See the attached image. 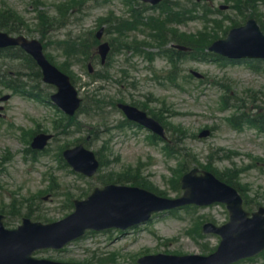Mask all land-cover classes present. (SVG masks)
Returning <instances> with one entry per match:
<instances>
[{"label":"rangeland","instance_id":"rangeland-1","mask_svg":"<svg viewBox=\"0 0 264 264\" xmlns=\"http://www.w3.org/2000/svg\"><path fill=\"white\" fill-rule=\"evenodd\" d=\"M61 1L63 0H0V6L13 8L23 16L30 28L24 30V34L29 37L40 38L41 31L47 32L45 38V41H48L47 50L57 62H62L65 58L61 44L59 47L57 40L73 39L80 35L82 40L89 42L101 27L100 22L108 17L111 11L118 17L129 16L123 0H87L76 5L75 12L66 23L63 18L66 11L58 9ZM193 1L171 0L168 6L171 8L172 16L169 20L173 21L165 18L162 12H159L160 9L151 12L159 16L154 22H161L166 32L176 31L181 39L187 38L190 33H198L206 24L209 27L213 26V22L201 17L185 20L189 14L178 3L187 7H198L199 5H194ZM221 3L226 2L214 0V8ZM262 9L264 11V6ZM200 11L201 16L202 10ZM225 14L237 21H244L235 10L229 9ZM214 15L224 16L218 12L212 14ZM47 16L48 19L57 17L53 19L52 25L45 20ZM174 18L180 19L181 22L174 21ZM223 23L228 24L225 21ZM105 24L109 30L105 33L104 39L111 43L113 49L108 61L102 65L97 56V42L94 58L95 70L104 77L93 82L82 60L72 58V61L67 62V68L75 74L77 86L79 88L83 86L81 95L87 100L86 111L78 114L75 132L55 138L49 151L39 158L32 159L23 152L32 135L22 127L47 128L54 132L53 120L58 113L50 104L40 105L20 95L14 96L8 102L6 124L2 125L0 121V156L8 154L6 172L0 176V182L4 184V188H0V207L3 206L8 211L13 209L7 206L12 197L17 196L22 203L17 202V207L14 208L21 207L23 212L42 211L52 218H59L68 211L67 207L62 206L67 198L66 192L74 193L78 191V186L90 189L91 186L102 184V179L108 178L106 175L111 174V169L121 170L129 165H140L139 176L142 182L155 185V189L165 191L168 196H176L177 188L172 187L168 178L171 176L173 179L176 178L179 172L175 171L182 162L189 164L187 167L212 165L219 171L235 164L233 166L239 169L238 176L243 181L246 196L264 204V133H259L257 129L248 125L241 130L234 128L227 120L232 110L220 109V99L225 93L228 94L230 101L238 102L240 105L250 106L261 102L259 99L263 96L264 74L253 71L244 64L220 65L214 61L189 56L183 60L181 71L173 73L176 78L170 79L172 65L165 55L156 54L162 50L159 45L161 41L158 40L161 38L159 36L154 38L149 32L150 28H143L140 34L134 33V38L124 36L128 40L148 42L150 46L147 48L154 47L148 50L140 44L139 47L145 49V52L139 53L136 48L126 47L120 43L123 37L120 32L115 31L114 24L108 22ZM146 30L148 32H145ZM199 39L202 45L206 42L205 36H200ZM17 65H19L17 62H10L9 68L15 69ZM192 68L204 73L206 81L202 82L195 77L187 78L185 74ZM92 91L96 96L90 97ZM119 98L127 102L132 100L145 102L167 115L165 119L168 120L170 133L174 139L180 140L181 145L175 144L173 147L179 149L180 153H176L175 156L167 155L164 151L165 141H153L144 129L129 125L119 126V121L123 117L115 108ZM207 126H213L212 134L200 138L199 133ZM181 129L185 134L180 133ZM83 135L90 136L88 142L93 149H102L104 152L102 158L106 162L99 177L91 180L92 182L59 168L56 158L59 145L65 142L62 140L72 141ZM172 137L171 144L174 145ZM229 154L232 159L224 158ZM251 161L257 167H246ZM50 167L53 169L48 172L47 169ZM55 172L57 180H60L61 189L66 192L58 194L46 192L42 195V191L49 188L50 177ZM24 196L26 197L22 198ZM25 199H29L30 202L23 203ZM206 217L217 223H224L228 220L229 214L222 204L162 212L132 233L122 235L120 231L114 229L108 232L89 233L84 239L72 243L65 251H47L40 255L70 261V258L80 260L93 254L108 255L112 251H117L119 264H137L136 258L147 253H208L211 247L218 244L219 238L212 235L203 237L198 233L192 236L186 231L192 224L197 225ZM12 220L11 226L19 223L18 220L15 221V217H12ZM106 264H112V261ZM238 264H264V256Z\"/></svg>","mask_w":264,"mask_h":264},{"label":"water","instance_id":"water-1","mask_svg":"<svg viewBox=\"0 0 264 264\" xmlns=\"http://www.w3.org/2000/svg\"><path fill=\"white\" fill-rule=\"evenodd\" d=\"M10 43L23 44L36 57L44 69L45 79L59 86V92L53 96L54 100L68 112L73 113L80 101L77 98V92L70 84L69 79L48 62L43 54L42 45L37 41L29 42L24 38L11 39L0 33V45ZM220 45L219 50L233 56L247 54L264 56V34L254 24L233 30L229 39L221 42ZM108 49V44H103L100 47L103 59H105ZM121 107L130 118L147 124L151 123V120L146 119L145 113L138 109L128 105H121ZM44 142L45 139L38 142V145L42 146ZM68 158L76 168L86 170L89 174L96 170L93 155L83 149L70 151ZM195 173L196 170H193L184 178V187L187 189L186 196L178 201L162 200L164 201L163 205H147L150 198H154V196L137 188L130 192L126 190H121V193L113 191L109 193L113 197L103 196L95 199V204L92 198L78 202L77 211L70 219L59 225V231L62 233L56 239L54 236H42L45 227L28 221L18 230L0 229V264H54L36 261L32 259L31 254L36 248L47 246L49 243L61 246L88 227L102 229L109 227L115 221L122 227L134 224L148 218L153 208L168 203L174 206L191 202L192 192L197 195L194 200L199 203L227 202L231 210V222L221 228L207 229L217 231L223 236L217 253L210 257L187 256L179 258L182 264H226L240 257L252 255L264 248V209L255 213L253 218H249L248 213L242 209V199L235 189L220 182L209 173L200 177H197ZM112 190H118V187H107L104 194Z\"/></svg>","mask_w":264,"mask_h":264},{"label":"trees","instance_id":"trees-1","mask_svg":"<svg viewBox=\"0 0 264 264\" xmlns=\"http://www.w3.org/2000/svg\"><path fill=\"white\" fill-rule=\"evenodd\" d=\"M0 25H4L5 27H8V28L11 27V26H9V25H7L5 23H0ZM227 181H229L231 183H234L233 179H231V178H228Z\"/></svg>","mask_w":264,"mask_h":264}]
</instances>
